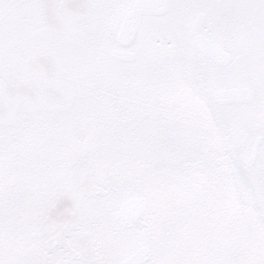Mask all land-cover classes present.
Instances as JSON below:
<instances>
[{
    "label": "snow or ice",
    "instance_id": "obj_1",
    "mask_svg": "<svg viewBox=\"0 0 264 264\" xmlns=\"http://www.w3.org/2000/svg\"><path fill=\"white\" fill-rule=\"evenodd\" d=\"M0 264H264V0H0Z\"/></svg>",
    "mask_w": 264,
    "mask_h": 264
}]
</instances>
